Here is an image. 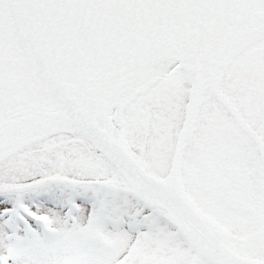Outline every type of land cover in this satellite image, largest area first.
<instances>
[{
	"label": "snow or ice",
	"instance_id": "snow-or-ice-1",
	"mask_svg": "<svg viewBox=\"0 0 264 264\" xmlns=\"http://www.w3.org/2000/svg\"><path fill=\"white\" fill-rule=\"evenodd\" d=\"M0 264H264V0H0Z\"/></svg>",
	"mask_w": 264,
	"mask_h": 264
}]
</instances>
